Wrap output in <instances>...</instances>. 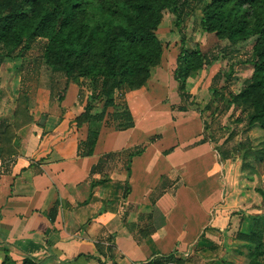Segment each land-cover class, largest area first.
I'll return each instance as SVG.
<instances>
[{
  "label": "crops",
  "instance_id": "crops-1",
  "mask_svg": "<svg viewBox=\"0 0 264 264\" xmlns=\"http://www.w3.org/2000/svg\"><path fill=\"white\" fill-rule=\"evenodd\" d=\"M149 80L124 90L134 120L126 129L105 119L77 125L84 106L69 81L62 116L23 128L13 141L19 154L0 155V264H156L196 245L208 248L204 264L251 262L255 246L244 235L255 215H234L248 190L234 185L216 144L198 140L197 115L176 124L173 112V125L164 118L142 129L136 110L158 112ZM192 120L196 130L182 144ZM90 127L99 134L88 154Z\"/></svg>",
  "mask_w": 264,
  "mask_h": 264
},
{
  "label": "trees",
  "instance_id": "trees-1",
  "mask_svg": "<svg viewBox=\"0 0 264 264\" xmlns=\"http://www.w3.org/2000/svg\"><path fill=\"white\" fill-rule=\"evenodd\" d=\"M196 1L204 3L200 23L205 32H214L231 44L256 38L248 60L253 73L231 103L249 113L250 124L264 129V0ZM189 5L190 0H0V44L9 49L0 55L14 59V49L21 47L24 53L32 42L45 40V62L53 71L64 73L66 89L69 81L78 86L89 82L84 111L74 119L77 125L100 122L114 108V127L126 129L134 125V120L124 96L118 94V100V91L147 84L163 58V42L157 30L165 11L180 17L183 7ZM207 63L199 48L181 49L174 71L181 93H185L188 79ZM98 134V128H89L83 142L88 154ZM129 191L128 184L125 196ZM262 218L255 216L251 231L244 235L255 246L249 264H264ZM3 264L15 263L7 258Z\"/></svg>",
  "mask_w": 264,
  "mask_h": 264
},
{
  "label": "rangeland",
  "instance_id": "rangeland-1",
  "mask_svg": "<svg viewBox=\"0 0 264 264\" xmlns=\"http://www.w3.org/2000/svg\"><path fill=\"white\" fill-rule=\"evenodd\" d=\"M203 6L204 3L190 0V5L183 7L180 17L165 11L157 30L163 42V58L161 64L152 70L147 86L148 95L152 94V106L158 112H150L142 106L138 112L135 104L133 107L142 129L146 131L163 125L164 118V122L170 124L173 112L176 124L196 115L200 117L197 130L195 120L184 124L181 143L185 144L195 130L198 140L215 143L220 157L225 155L228 159L234 185L242 192L248 190L246 199L240 201L234 215L239 219L245 214L263 215L261 222L264 223V129L259 124H250L249 113L237 103H231L233 96L243 89L253 73V65L248 60L252 58L256 38L231 44L214 32H205L200 23ZM44 46L45 40H37L24 53L21 47L14 49V59L0 55V155L19 154L13 147V141L21 138L19 134L23 128L34 124L44 127L50 116L58 119L62 116L61 95L65 93V97L67 93V80L64 73L53 71L46 64ZM182 48H199L208 62L196 76L188 79L184 94L174 78ZM8 50L0 44V54ZM126 89L123 87L118 91V100V94L124 96ZM89 94V82L83 81L78 87L77 97L84 107ZM102 104L100 101L99 106ZM109 110L105 120L114 126L111 114L115 109ZM160 135V131L153 133L154 137ZM199 162L193 161L190 166L199 165ZM200 188L204 189L203 186ZM207 249L196 245L187 255L174 254L156 264H204L207 258L201 253Z\"/></svg>",
  "mask_w": 264,
  "mask_h": 264
}]
</instances>
